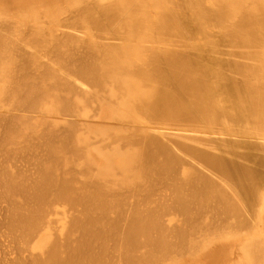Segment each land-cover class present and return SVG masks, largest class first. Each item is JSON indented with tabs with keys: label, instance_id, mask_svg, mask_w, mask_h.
<instances>
[{
	"label": "bare ground",
	"instance_id": "6f19581e",
	"mask_svg": "<svg viewBox=\"0 0 264 264\" xmlns=\"http://www.w3.org/2000/svg\"><path fill=\"white\" fill-rule=\"evenodd\" d=\"M0 156L16 264H264V0H0Z\"/></svg>",
	"mask_w": 264,
	"mask_h": 264
},
{
	"label": "rangeland",
	"instance_id": "374dc122",
	"mask_svg": "<svg viewBox=\"0 0 264 264\" xmlns=\"http://www.w3.org/2000/svg\"><path fill=\"white\" fill-rule=\"evenodd\" d=\"M0 157H1V156H0ZM15 157H16V155H15ZM17 157L20 158L21 156H17ZM17 159H18V158H17ZM17 159H16L15 162L17 163L16 165L19 166L20 164H18ZM20 159H21V158H20ZM20 159H18L19 162H21V160H22V159H21V160H20ZM0 160H2V159H0ZM22 162H23V161H22ZM23 163H24V162H23ZM23 163L21 164V167H19V168L25 170V168H22V167H23V166H22ZM26 165H27V164H26ZM26 165L24 164V167H25ZM26 167H28V165H27ZM29 168H30V167H29ZM26 169L29 170V171H28V173H29V172H30V169H28V168H26ZM26 172H27V171H26ZM2 199H3V197H2V195H1V196H0V202H1L0 204L3 203L2 205H0V211H1V213H2L3 211L6 210V209H4V208H6V205H7V204L5 203L6 201H5L4 199H3V200H2ZM5 204H6V205H5ZM2 206H3V207H2ZM2 209H4V210L2 211ZM6 211H7V210H6ZM6 211H5V212H6ZM1 213H0V214H1ZM3 213H4V212H3ZM6 214H7V212L4 213V216H6ZM0 216H1V217H0V225H2V226H0V235L3 234V235L5 236V239H6L7 241H9V242H8L9 245L6 243L7 241H6L5 239L3 240V241H5V242H3V243L5 244L4 246H3V243H0V245H2V246L4 247V248H3L2 246H0V253H1V256H0V264H3L4 262H5V264H6V263L16 264V263L18 262V259H19V258H17V257H23V258H26V256L29 257V253H27L28 255H26V256L24 257V256H23V252L25 251V253H26V250H23V251L21 252V255H19V254H20V251H19V248L16 246V245H17V242L15 241V239H14V241L12 240V239H13L12 236H11V237L6 236V234L8 235V233H7V232H4V231H7L5 228H3L4 225L6 224V223H5V222H6V219H5V217L3 218V215H0ZM1 220H5V222H4L5 224H3V221H2V223H1ZM52 220H54L53 223H56V224L54 225V227H56V226L58 227L57 224H59V223H58V222H55L54 217H53ZM52 226H53V224H52ZM1 227H2L3 229H2ZM5 227H6V225H5ZM1 229H2V230H1ZM4 229H5V230H4ZM54 230H55V229H54ZM2 231H3L4 233H3ZM3 235L0 236L2 239H3V237H4ZM36 237H37V236H35V238L33 239V241H35V240L37 239ZM1 238H0V240H2ZM8 238H10V239H8ZM11 238H12V239H11ZM11 240H12L14 243H16L15 246H14V244H13V242H12ZM0 242H2V241H0ZM10 244H11V246H10ZM6 245L9 246V247H8V246L6 247L7 250L5 249V246H6ZM12 246H13V247H12ZM14 247H15V249H16V247H17L18 250H17V249H16V250L19 252V254H18L17 257H16V260H17V261L15 260L16 263L13 262V261H14L13 258H9V257H13V256H14V258H15V256H16L17 251H16V253L13 252V251H15ZM11 248H12V250H13V249H14V250H13V251H12V250H9V249H11ZM4 249L6 250V253H5V250H4ZM1 250H2V251H1ZM8 250H9V251H8ZM11 251H12V252H11ZM28 251H29V250H27V252H28ZM2 252H4V253H2ZM8 252H9V253H8ZM10 252H11V253H10ZM7 253H8V254H7ZM25 253H24V255H25ZM14 254H15V255H14ZM5 255H6V257H4ZM7 256H8V257H7ZM2 257H3V258H2ZM4 258L8 259L9 261L12 260V262H9L8 260H6V259H4ZM23 258H21L22 260H19V261H21L22 263L19 262L18 264H24V263L28 260V258H26V261H24L25 259L23 260ZM1 259H2V260H1ZM10 259H11V260H10ZM3 260H5V261H3ZM2 261H3V262H2ZM23 261H24V263H23Z\"/></svg>",
	"mask_w": 264,
	"mask_h": 264
}]
</instances>
